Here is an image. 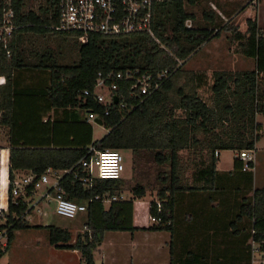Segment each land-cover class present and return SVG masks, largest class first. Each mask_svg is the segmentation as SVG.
I'll return each instance as SVG.
<instances>
[{"label":"trees","instance_id":"1","mask_svg":"<svg viewBox=\"0 0 264 264\" xmlns=\"http://www.w3.org/2000/svg\"><path fill=\"white\" fill-rule=\"evenodd\" d=\"M5 1L1 0L2 6ZM10 1L15 12L14 23L18 27L9 44L11 58L7 57L6 50L0 44V125L9 128L11 133L10 179L21 171L32 172L37 179L48 171H63L65 173L59 179V187L65 192L66 198L88 202L105 193H121L122 188L121 180L95 179L92 186H86L81 180L86 175L78 163L88 156L91 145L99 150L131 151L134 154L151 151L158 166L168 163L171 166L170 175L159 177L164 184L169 183L158 194L163 213L158 212L157 202H152L150 206V216L161 217L163 224L142 229L134 225V201L146 196V188L137 185L132 190L134 198L114 202L108 208L101 200L88 203L87 231L79 235L74 244L70 243L72 235L69 231L47 227L50 244L59 249L79 250L84 264H96L94 252L107 232L166 231L173 236L171 264H211L210 261L228 264L229 244L235 246L229 239H226V249L217 252V244H213L212 249L207 247L208 237L204 232H193L196 228L191 226L190 230H193L186 233L188 236L180 244L175 243V206L181 194L217 187L220 178L216 170L217 151H255L262 130L256 118L264 115V28L255 20L249 23L248 35L236 34L241 53L255 60L256 69L239 73L216 72L209 105L198 94V89L206 83V77L203 74L185 73L182 68L186 60L204 44L220 37L216 29L185 27L188 19L195 18L186 11V4L195 5L196 0H167L157 5L154 30L160 44L145 34L118 37L96 34L82 43L78 34L51 29L58 24L61 0H46V7H41L38 12L27 11L26 0ZM206 18L210 20L213 17L206 15ZM27 34L73 39L78 45V61L72 65H61L54 51L46 48L37 53L40 60L30 64L25 46ZM177 60L183 64L180 66ZM166 69L170 70V77L151 96H132V82L120 81L115 93L118 97L123 96L128 104L126 109H121L115 102L107 106L95 99V85L100 74L107 76L109 73L125 74L136 70L157 74ZM31 72L40 78L34 85L24 86L16 77ZM34 74H31L32 77ZM182 76L189 81L177 88L176 83ZM191 81H197L198 84L186 91ZM76 108L88 114H98L96 123L109 132L101 140L93 141L92 126L81 120L79 115L76 122L72 123L59 119L43 122L41 112L46 114L53 110ZM107 109L110 113L105 116ZM30 119L38 123L30 126ZM38 125L42 128H36ZM30 127L36 130V134L34 140L27 141L23 134ZM218 129L226 134L251 133L250 138L243 141H225L219 135L213 137ZM198 132L211 135L214 139L198 140ZM191 147H207L210 150L207 165L199 167L193 186L186 185L181 176L179 155ZM250 166L254 168L253 163ZM235 167L237 171H242L243 163L238 158L235 159ZM247 174L249 177L246 180L252 185V173ZM199 184L202 187H197ZM33 193V187H29L26 197L17 199V204H14L9 191L7 225L13 224L8 233L9 246L15 231L34 228L25 220L30 213L27 200ZM244 216L252 221L251 241L262 240L264 188L254 190L252 201L246 199L237 220L240 221ZM5 227L0 225V230ZM250 237L243 239L248 264H251V247L247 244ZM237 242L240 245V240ZM4 254L0 252V260Z\"/></svg>","mask_w":264,"mask_h":264},{"label":"crops","instance_id":"2","mask_svg":"<svg viewBox=\"0 0 264 264\" xmlns=\"http://www.w3.org/2000/svg\"><path fill=\"white\" fill-rule=\"evenodd\" d=\"M263 5V3L261 4ZM253 60V59H252ZM255 61V60H254ZM256 69V62H255ZM255 69L251 70L254 71ZM34 74L26 73L21 76L16 75L24 83V86L34 83H38L40 78ZM43 110V109H41ZM43 116V122L47 121L53 122L55 119L61 121H67L69 123L76 122L78 119L77 115L81 117V120H85L87 124L91 125L93 128V141H98L94 138V125L96 122L88 120V113L81 111V109H69V110H53L48 113L41 112ZM264 115L257 116L256 123L261 125L264 129ZM34 123H38L37 120L30 119V126H34ZM36 128H42L41 125L36 126ZM262 129V130H263ZM5 131V141L4 144L0 145V209L2 207L6 208L8 205V195H7V177L10 172V138L11 133L9 128H3ZM109 132V131H108ZM259 132V140L255 145L256 161L254 163V168L252 171L253 183L252 185L246 180L249 175L243 170H236L235 159H237V150H227V151H217L215 154L217 162V172L219 173V179L217 187L212 190L202 191L197 190L194 192H188L186 194H181V199H177L175 206V223H176V234L175 243L180 244L184 238H186V233L192 231L190 227L193 226L196 230L193 232H204L208 237L207 247L212 249L213 244H219L220 252L226 249V239H228V230H234V238L246 239L251 236V228H249L252 222L249 218L243 217L240 221L237 217L240 213V208L246 201V196L244 194V184H250L254 190L264 188V133ZM216 134L225 141H240L250 138V131L239 132V133H223L222 129L216 130ZM36 130L29 128L23 134L24 140L32 141ZM211 135H206L203 132L196 133V138L201 141H208L213 138ZM214 139V138H213ZM202 150L201 155H196V158L200 159V162L196 165V171L199 167L207 165L206 159L209 156V148L199 147ZM199 150V151H200ZM233 152L234 160L232 162H226L223 160V153ZM204 152V154H203ZM262 153V158L258 155ZM4 162V164H2ZM261 170V173H259ZM20 174H29V171L17 172ZM65 172L63 171H50L48 173L49 184L38 189L34 192L31 198L27 201L28 203L34 200V196L40 195V200L37 205L41 204L45 199L53 198L51 193V185L55 182L57 178H61ZM262 174V175H261ZM195 176H193L192 181L194 182ZM125 180V178H123ZM261 182V183H258ZM197 187H202V185H197ZM51 193V196L45 198L44 195ZM122 193V192H121ZM134 198V196H131ZM136 198L134 201V225L140 229L149 228L150 225H139L136 222V206L138 201L143 200ZM128 199H130L128 197ZM32 204L29 205V208ZM32 209L30 210L31 213ZM25 217L27 223L34 227L25 230L15 231V236L11 242L9 249L6 251L4 256L0 260V264H67V263H57L54 259L57 253H62L64 251L73 252L70 257L73 258L75 264H84V259L82 253L79 250H67L59 249L50 244L49 241V230L47 227L51 226L48 223H32V217L29 215ZM86 215V214H85ZM235 216V218H234ZM87 217V216H86ZM232 217V219L230 218ZM234 218V219H233ZM1 223H3L0 220ZM86 223V222H85ZM235 225H231L234 224ZM249 226H248V225ZM60 228V227H57ZM85 228V225H84ZM62 229V228H60ZM64 230V229H63ZM70 232V231H69ZM72 235L71 244L77 241V237ZM200 235V234H199ZM188 236V235H187ZM225 239V240H224ZM215 241H220L219 243ZM173 242V236L170 232H152V231H136L134 233L129 232H107L104 236L103 242L94 252V258L96 264H171V245ZM251 242V237L249 244ZM79 255V256H78ZM53 256V257H52ZM72 261V260H71ZM98 261V262H97Z\"/></svg>","mask_w":264,"mask_h":264},{"label":"rangeland","instance_id":"3","mask_svg":"<svg viewBox=\"0 0 264 264\" xmlns=\"http://www.w3.org/2000/svg\"><path fill=\"white\" fill-rule=\"evenodd\" d=\"M41 7H46V0H26L27 11L32 10L38 12ZM186 11L194 15L195 18L193 20L196 28L207 27L220 32L219 38L204 44L200 50L186 60L182 67L185 73L203 74L206 77V83L198 89V94L204 101L211 105V87L214 83L213 75L216 72L239 73L255 69V61L246 58L241 53L240 42L236 34H241L242 36L248 35L249 23L255 20L264 28V3L260 7H254L249 5V0H196L195 5L186 4ZM206 15H211L213 18L207 20ZM25 39L27 57L30 64H36L40 60V55H37V53L43 52L46 48L54 51L55 57L61 65H72L79 59L78 45L71 38L61 40L54 36L42 37L36 34H27ZM29 74H34V72ZM188 81V79L182 76L176 83L177 88L184 86ZM196 84H198L197 81L189 82V87L185 90L189 91ZM178 113L181 114V112ZM261 131V134H263L264 129ZM107 133L108 130L105 127L98 124L94 125V138L96 140H101ZM4 141L5 131L2 128L0 145L4 144ZM199 150V147H191L181 151L179 154L181 176L185 184L189 186L194 185L192 179L197 172L196 165L203 158H196V155L198 156V154L201 155L202 153V150ZM122 153L125 159V172L123 174L125 180H121V192L127 198L132 199V190L135 186L142 185L146 188V198L138 201L136 206V222L139 225L152 226L153 223L149 218L150 206L152 202L159 201V191L169 185V183L168 185L166 183L164 184L159 177L170 175V163L164 166H158L154 161V152L151 151H143L137 154L131 151H124ZM258 155L262 158L261 152ZM222 157L226 162H232L234 160V153L230 151L225 152ZM259 173H261V170H259ZM39 190L41 191V189ZM243 190L244 194L242 196H246L248 201H252L254 192L252 186L246 183L244 184ZM179 198L181 199V197ZM33 199L28 203L29 205L32 204V207H30L32 211L29 214L32 217V223H48L51 226L60 227L72 232L74 237H77L79 234H84L87 231L84 228L87 220L85 214H80L73 220L68 219L56 214V202L53 198L45 199L39 205H37V202L40 200V195L34 196ZM106 207L108 208L109 205L106 204ZM230 218L232 219V217ZM249 228H251V223ZM233 232L234 230L232 229L228 230V239L230 243L234 242L235 246L229 244L230 253L228 254V260L226 259L227 263L248 264L246 258L247 250L245 249V244H243V239H235ZM239 240L240 245L237 242ZM247 244H249V241ZM216 250L217 252L221 251L219 244L216 245ZM72 253L68 251L57 253L58 255L54 259L57 260V263L75 264L76 262H74L73 258L68 255ZM214 258L216 257L214 256ZM210 263L218 264L215 261H210Z\"/></svg>","mask_w":264,"mask_h":264},{"label":"built area","instance_id":"4","mask_svg":"<svg viewBox=\"0 0 264 264\" xmlns=\"http://www.w3.org/2000/svg\"><path fill=\"white\" fill-rule=\"evenodd\" d=\"M167 0H61L58 24L51 27L56 32H67L79 35V41L86 43L91 35H103L109 37L130 36L134 34H145L152 37L157 43L154 30L155 10L158 4ZM264 0H249V5L260 7ZM15 12L10 0L1 5L0 0V44L7 52V57H12L9 44L13 38L14 31L18 27L14 23ZM187 29H194V20L188 19L185 22ZM218 31V30H217ZM179 65L182 61L177 60ZM170 77V70L166 69L157 74L141 73L139 70L127 71L124 73H109L107 76L99 75L95 85V99L103 105H110L118 99V106L126 109L128 104L123 96L118 97L116 91L119 89V82H132V96L146 97L151 96L162 87L163 82ZM109 110L105 116L109 115ZM98 114L89 113L88 120L97 122ZM2 126L0 125V142ZM237 158L243 163L244 172L252 171L251 163H255V151L243 150L238 152ZM4 164V162L2 163ZM85 173L81 179L86 186H92L93 181L97 180H122L125 172V159L122 151L118 150H99L95 145L88 148V156L79 163ZM48 171L41 178L30 172L29 174L15 173L13 179L7 177L8 205L0 209V225L6 227L0 230V252H5L9 247V228L13 224L7 225V214L9 211V191L14 204L17 199L26 197L29 187H33L34 192L49 184ZM59 179L51 185L53 200L56 202V214L68 219H76L80 214H86L88 203L101 200L105 205L114 202L126 201L128 198L122 193H105L102 197H96L88 202L72 201L66 198L65 192L59 187ZM51 193L44 195L45 198ZM34 194V193H33ZM158 212L163 213L162 205L157 201ZM31 210V208H29ZM28 215V214H27ZM13 218H16L15 216ZM154 225L163 224L161 217H149ZM167 224H169L167 222ZM85 229L87 227L85 226ZM251 264H264V235L260 241L252 240Z\"/></svg>","mask_w":264,"mask_h":264},{"label":"water","instance_id":"5","mask_svg":"<svg viewBox=\"0 0 264 264\" xmlns=\"http://www.w3.org/2000/svg\"><path fill=\"white\" fill-rule=\"evenodd\" d=\"M115 103L118 104V99L117 98H115Z\"/></svg>","mask_w":264,"mask_h":264}]
</instances>
